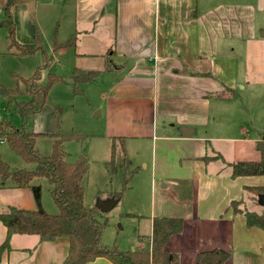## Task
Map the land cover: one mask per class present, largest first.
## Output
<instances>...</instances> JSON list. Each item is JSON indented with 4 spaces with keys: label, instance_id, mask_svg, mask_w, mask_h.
<instances>
[{
    "label": "crops",
    "instance_id": "obj_1",
    "mask_svg": "<svg viewBox=\"0 0 264 264\" xmlns=\"http://www.w3.org/2000/svg\"><path fill=\"white\" fill-rule=\"evenodd\" d=\"M48 16L56 23L52 58L67 55L72 70L99 72L83 84V95L102 120L106 161L112 138L120 137L136 168L121 199L124 214L148 222V244L138 248L150 249L152 217H180L183 228L166 246L179 255L178 264H196L198 252L213 249L230 253L225 264H264V230L246 227L244 210L230 205L261 211L259 195L246 187L264 186V174L233 177L231 163L258 159L255 143L264 137L255 139L248 159L215 145L233 140L237 126L235 108L224 114L221 104L231 108L237 85L264 82L252 75L250 57L264 53V0H16V42H40L39 33L45 39ZM11 49L8 43L1 53ZM221 92L230 98L215 96ZM10 206L34 210L32 190L0 186V207ZM5 239L0 221V246ZM67 249L64 237L40 241L12 233L0 264H64ZM87 264L113 263L102 256Z\"/></svg>",
    "mask_w": 264,
    "mask_h": 264
},
{
    "label": "trees",
    "instance_id": "obj_2",
    "mask_svg": "<svg viewBox=\"0 0 264 264\" xmlns=\"http://www.w3.org/2000/svg\"><path fill=\"white\" fill-rule=\"evenodd\" d=\"M16 0H5L2 6L4 18L0 26L7 28L10 47H14V53L20 56L30 55L40 51L43 56L34 72L28 76H19L24 90L7 89L0 85V94L6 97V109L14 108L22 120L21 127L13 126L7 119L0 120V141H4L8 147L26 163H33L34 168L12 169L8 163L0 157V186L8 181L15 187H29L32 190L36 202L34 210L7 207L0 211V221L6 227V239L0 246L7 245V239L12 233L36 234L40 241L53 240L64 237L68 241L67 254L64 264H87L97 257H105L113 264H178L180 257L175 252L166 249L168 241L173 234L179 233L183 228V219L172 216L152 217V229L150 235V249L134 248L119 249L115 244L106 246L102 243V235L107 224L102 220V213L95 206H88L84 202L83 179L88 171V158L79 155L69 159L63 149V143L70 140L84 138L79 131L71 133L27 131L24 124L29 116H33L44 109L50 87L62 77L55 73H48L45 84H41L42 69L48 63V57L39 41L30 44H20L15 40V25L12 19V7ZM99 74L98 71H84L73 69V95L83 94L81 85L91 81ZM23 93L28 100L16 101L15 95ZM219 98H230L231 94L224 92L215 94ZM47 136L51 139V152L41 153L36 147L37 138ZM256 150L260 153L258 159L236 160L231 163L232 176L262 175L264 174V141L255 143ZM120 158L119 167L123 168L122 189L112 193V197L121 199L124 189L131 187L132 177L136 168H131V162L125 153L123 139L113 137L110 145V157L106 166L110 174L118 171L115 164ZM46 178L51 185L50 195L57 205V213L45 211L40 203V186L34 184L33 179ZM256 195L264 196V186L246 187ZM236 201H231L233 207ZM259 203V201H258ZM260 212L244 210L243 216L246 227H257L264 230V204ZM234 212H240L232 208ZM127 216H135L127 214ZM230 253L221 249L200 251L195 256L196 264H225Z\"/></svg>",
    "mask_w": 264,
    "mask_h": 264
},
{
    "label": "rangeland",
    "instance_id": "obj_3",
    "mask_svg": "<svg viewBox=\"0 0 264 264\" xmlns=\"http://www.w3.org/2000/svg\"><path fill=\"white\" fill-rule=\"evenodd\" d=\"M55 22L52 24L50 17L46 18L44 27L45 39L39 33L40 43L48 57V63L42 69L39 82L45 84L48 73H55L62 77L61 81L55 82L49 89L44 110L29 116L24 124L27 131L59 132L71 133L79 131L84 136L81 140H70L63 143V149L67 152L69 159H74L79 155L88 158V171L83 179L84 202L86 205H95L96 200L109 191H120L122 189L123 168L119 167L120 158L115 164L118 171L110 174L106 160L109 156V142L100 136L102 127L100 118L91 112L87 97L83 94L73 95L72 65L69 56H58L52 58L50 45L53 39ZM46 30V31H45ZM20 33V29H19ZM7 30L0 27V85L7 89H18L23 92L24 87L19 80V76H30L35 68L43 60L42 53L37 51L34 55L20 56L16 53H1L6 51L9 41L6 38ZM21 34V33H20ZM11 50H15L14 47ZM264 53L255 52L251 55L252 75L256 80L264 79ZM84 93V86L81 85ZM235 98L231 100V108L227 104L224 106L223 113L227 114L235 108L236 110V129L231 134L233 140L226 141L218 139L216 146L227 149L234 158H252L254 155L255 139L264 137V82L254 81L245 88L237 85ZM16 101L28 100L29 97L23 93L15 95ZM6 97L0 94V120L7 119L13 126L21 127L22 120L14 108L6 109ZM229 103V102H228ZM244 124L243 129H241ZM99 133V134H98ZM95 134V135H94ZM98 134V135H97ZM223 137V136H220ZM51 139L47 136L37 138L36 147L43 154L51 152ZM108 143V145H107ZM214 143V142H212ZM251 154V155H250ZM0 157L12 169L34 168L33 163H26L18 157L4 142H0ZM34 184L40 186V203L42 208L49 213H57L58 208L50 195L51 185L46 178L33 179ZM132 183V182H131ZM10 184L5 182V188ZM7 186V187H6ZM123 190V193L127 191ZM245 196V193H244ZM34 197V196H33ZM246 206V204H245ZM232 207V206H231ZM240 211L246 210L241 207L239 201L233 205ZM232 207V208H233ZM249 209L253 207L249 204ZM0 207V211L5 210ZM124 202L122 199L107 213H102V220L106 219L107 224L102 235V243L107 246L116 245L119 249L138 248L139 242L143 246L148 244L149 226L145 219L124 214ZM119 223L122 226L119 227ZM140 234V236H138ZM136 239V240H135Z\"/></svg>",
    "mask_w": 264,
    "mask_h": 264
},
{
    "label": "water",
    "instance_id": "obj_4",
    "mask_svg": "<svg viewBox=\"0 0 264 264\" xmlns=\"http://www.w3.org/2000/svg\"><path fill=\"white\" fill-rule=\"evenodd\" d=\"M188 128L181 126L180 130L182 132L186 131ZM117 199L114 197H109L107 199H97L95 202V207L100 211V212H108L110 211L117 203ZM259 203L264 204V196L259 195Z\"/></svg>",
    "mask_w": 264,
    "mask_h": 264
}]
</instances>
